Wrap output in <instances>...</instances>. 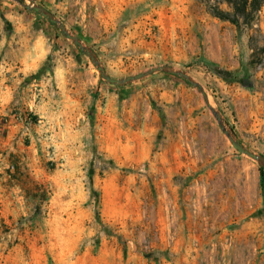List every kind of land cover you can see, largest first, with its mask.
I'll list each match as a JSON object with an SVG mask.
<instances>
[{
	"label": "rangeland",
	"instance_id": "rangeland-1",
	"mask_svg": "<svg viewBox=\"0 0 264 264\" xmlns=\"http://www.w3.org/2000/svg\"><path fill=\"white\" fill-rule=\"evenodd\" d=\"M32 1L112 78L188 73L264 158V4L249 27L226 0ZM30 2L0 0V264H264V164L202 92L109 83Z\"/></svg>",
	"mask_w": 264,
	"mask_h": 264
},
{
	"label": "water",
	"instance_id": "water-1",
	"mask_svg": "<svg viewBox=\"0 0 264 264\" xmlns=\"http://www.w3.org/2000/svg\"><path fill=\"white\" fill-rule=\"evenodd\" d=\"M25 7L27 9H33L37 12H39L40 14H42L43 16L49 18L53 23L58 24L61 28V30L71 39L74 40V42L82 49L85 51V53H87L91 60L95 63V65L97 66L98 70L101 72V76L102 78H104L106 81H108L111 84L114 85H120V84H124L127 82H131L134 80H139L142 79L150 74H153L155 72L158 71H168L171 73H174L178 76H180L181 78L187 80L188 82H190L194 87H197L202 94L204 95L206 101H207V105L209 107H211L213 114L215 115L220 128L222 129V131L227 135L228 139L230 140L232 146L238 150L240 153L246 154L251 158H254L258 161H261L264 164V158L261 157L260 155H258L257 153L251 151L250 149L246 148L245 146H243L234 136V132L232 130H230L229 128H227L226 123L224 122V120L222 119L221 114L216 111L214 109V107H212L209 99H208V95L206 93V91L204 90V88L200 87L199 83L196 82L188 73L184 72V71H180V70H175L169 66L163 65V66H157V67H153L143 73H139L137 75H133L130 77H126L123 79H116V78H112L109 75L106 74V71L104 69V67L100 64V61L97 59V57L95 56V54L93 52H91L87 47H85L80 40L74 36L73 34H71L67 28L65 27V25L55 16H53L52 13H50L48 10H46L44 7L36 5L32 0L30 2V4L25 5Z\"/></svg>",
	"mask_w": 264,
	"mask_h": 264
},
{
	"label": "trees",
	"instance_id": "trees-1",
	"mask_svg": "<svg viewBox=\"0 0 264 264\" xmlns=\"http://www.w3.org/2000/svg\"><path fill=\"white\" fill-rule=\"evenodd\" d=\"M231 6V11H224L219 4L212 7L215 16L236 24H244L253 27L258 21V14L264 4V0H226ZM253 45L254 38H251ZM261 179L264 188V169H261Z\"/></svg>",
	"mask_w": 264,
	"mask_h": 264
}]
</instances>
